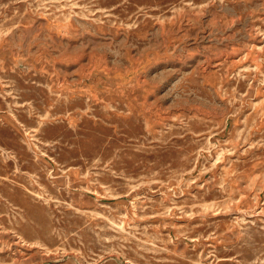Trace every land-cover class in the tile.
I'll return each mask as SVG.
<instances>
[{
    "label": "rangeland",
    "instance_id": "374dc122",
    "mask_svg": "<svg viewBox=\"0 0 264 264\" xmlns=\"http://www.w3.org/2000/svg\"><path fill=\"white\" fill-rule=\"evenodd\" d=\"M0 264H264V0H0Z\"/></svg>",
    "mask_w": 264,
    "mask_h": 264
}]
</instances>
